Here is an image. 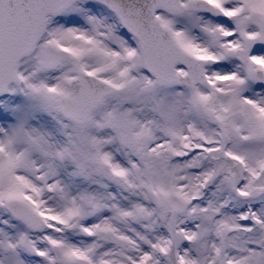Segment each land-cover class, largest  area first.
<instances>
[{
	"label": "snow or ice",
	"instance_id": "6c2138e0",
	"mask_svg": "<svg viewBox=\"0 0 264 264\" xmlns=\"http://www.w3.org/2000/svg\"><path fill=\"white\" fill-rule=\"evenodd\" d=\"M0 264H264V0H0Z\"/></svg>",
	"mask_w": 264,
	"mask_h": 264
}]
</instances>
